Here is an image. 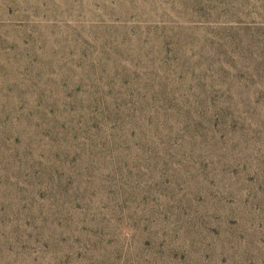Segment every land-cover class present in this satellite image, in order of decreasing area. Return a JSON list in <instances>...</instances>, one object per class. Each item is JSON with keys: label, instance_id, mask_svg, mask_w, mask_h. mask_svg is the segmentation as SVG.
<instances>
[{"label": "rangeland", "instance_id": "374dc122", "mask_svg": "<svg viewBox=\"0 0 264 264\" xmlns=\"http://www.w3.org/2000/svg\"><path fill=\"white\" fill-rule=\"evenodd\" d=\"M0 264H264V0H0Z\"/></svg>", "mask_w": 264, "mask_h": 264}]
</instances>
